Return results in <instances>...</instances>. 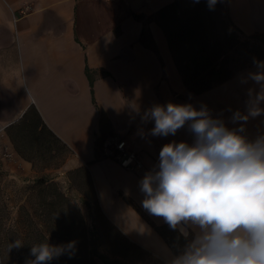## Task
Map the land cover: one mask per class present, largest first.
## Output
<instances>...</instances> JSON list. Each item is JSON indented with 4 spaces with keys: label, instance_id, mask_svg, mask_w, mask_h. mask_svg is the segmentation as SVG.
I'll use <instances>...</instances> for the list:
<instances>
[{
    "label": "crops",
    "instance_id": "0c3cea01",
    "mask_svg": "<svg viewBox=\"0 0 264 264\" xmlns=\"http://www.w3.org/2000/svg\"><path fill=\"white\" fill-rule=\"evenodd\" d=\"M173 1L0 0V167L25 182H55L97 230L101 253L117 242L110 260L127 261L134 251L170 264L176 254L156 229L162 226L184 245V236L143 208L140 181L163 145L192 144L194 136L187 124L174 136H152L154 121L142 120L152 106L206 107L229 129L243 124L249 141L264 137V112L232 122L261 91L252 74L264 71L256 63L264 59L190 92L156 21ZM225 9L244 36L264 33V0H225ZM109 133L132 140L142 168L96 157L97 139Z\"/></svg>",
    "mask_w": 264,
    "mask_h": 264
},
{
    "label": "clouds",
    "instance_id": "9594fccd",
    "mask_svg": "<svg viewBox=\"0 0 264 264\" xmlns=\"http://www.w3.org/2000/svg\"><path fill=\"white\" fill-rule=\"evenodd\" d=\"M199 3V0H194ZM217 0H208L210 10ZM264 67V61L256 62ZM261 91L247 114L233 113L232 122H246L264 109V71L252 74ZM154 121L152 136L175 135L186 124L194 136L189 144L163 145L159 163L140 181L142 206L163 218L173 231L192 238L170 264H264V137L249 141L229 129L206 107L191 104L154 105L142 117ZM24 243L15 240L11 247ZM74 244L31 246L30 264H50L71 252Z\"/></svg>",
    "mask_w": 264,
    "mask_h": 264
},
{
    "label": "rangeland",
    "instance_id": "374dc122",
    "mask_svg": "<svg viewBox=\"0 0 264 264\" xmlns=\"http://www.w3.org/2000/svg\"><path fill=\"white\" fill-rule=\"evenodd\" d=\"M221 13L228 23L224 9ZM57 189L55 182L45 185L9 177L0 167V264H30L34 259L30 254L31 246L45 242L74 244L71 252L53 259L50 264H93L92 259L95 264H112L93 258L92 249L100 253L103 247L98 236L90 227L91 223L85 224L86 228L81 223L80 207L77 209L69 196L62 197ZM15 240L24 245L11 247ZM116 243L104 253L109 260L118 257ZM126 254L123 256L128 258L127 261L119 260L116 264H167L149 254L138 252L136 255L134 251Z\"/></svg>",
    "mask_w": 264,
    "mask_h": 264
},
{
    "label": "trees",
    "instance_id": "16d2710c",
    "mask_svg": "<svg viewBox=\"0 0 264 264\" xmlns=\"http://www.w3.org/2000/svg\"><path fill=\"white\" fill-rule=\"evenodd\" d=\"M221 9H224L228 23ZM156 21L165 33L176 68L192 93L210 88L245 64L264 59V33L244 36L228 17L225 0H217L211 10L208 0H199V3L174 0L157 12ZM79 217L86 228L81 213ZM167 228L156 229L178 255L192 236L184 238V245L180 242L177 247L166 234ZM94 231L97 235V230ZM93 244H96L95 239ZM92 255L107 263L118 262L109 260L96 249H92ZM92 262L95 264L93 259Z\"/></svg>",
    "mask_w": 264,
    "mask_h": 264
},
{
    "label": "built area",
    "instance_id": "2783aa9c",
    "mask_svg": "<svg viewBox=\"0 0 264 264\" xmlns=\"http://www.w3.org/2000/svg\"><path fill=\"white\" fill-rule=\"evenodd\" d=\"M28 6L22 9L27 10ZM96 155L98 158H109L116 161L121 167L135 171L143 166L140 151L133 148V142L126 135L109 133L96 141Z\"/></svg>",
    "mask_w": 264,
    "mask_h": 264
}]
</instances>
